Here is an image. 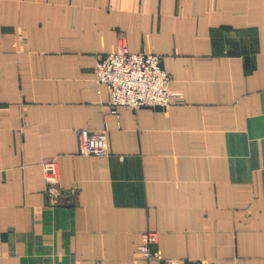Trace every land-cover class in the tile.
I'll use <instances>...</instances> for the list:
<instances>
[{"label":"crops","instance_id":"obj_1","mask_svg":"<svg viewBox=\"0 0 264 264\" xmlns=\"http://www.w3.org/2000/svg\"><path fill=\"white\" fill-rule=\"evenodd\" d=\"M121 38L184 102L112 110L94 66ZM196 260L264 264V0H0V264Z\"/></svg>","mask_w":264,"mask_h":264},{"label":"built area","instance_id":"obj_2","mask_svg":"<svg viewBox=\"0 0 264 264\" xmlns=\"http://www.w3.org/2000/svg\"><path fill=\"white\" fill-rule=\"evenodd\" d=\"M96 82L103 84L110 92L109 106L113 111L119 106L132 109L162 108L169 109L184 102L181 93L169 90L170 74L162 67L158 54L131 52L124 38L116 49L101 55L94 66ZM79 153L85 156H104L108 154L106 129L99 131L81 130L79 134ZM43 172L49 197L59 195V164L56 159L43 163ZM157 232L142 234L138 245L140 255L148 260L162 262L163 258L153 245L157 244ZM185 264H210L205 260L188 261Z\"/></svg>","mask_w":264,"mask_h":264}]
</instances>
